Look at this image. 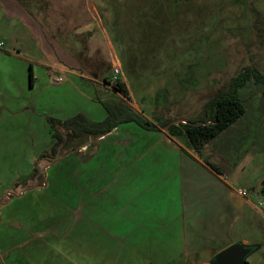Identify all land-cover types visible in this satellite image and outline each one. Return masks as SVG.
<instances>
[{
    "label": "rangeland",
    "instance_id": "1",
    "mask_svg": "<svg viewBox=\"0 0 264 264\" xmlns=\"http://www.w3.org/2000/svg\"><path fill=\"white\" fill-rule=\"evenodd\" d=\"M22 1L30 9L45 10L43 17L46 21L43 24L52 39L59 40L68 53H73L76 48L75 40L82 37L80 42L86 54L81 58L84 70L80 74L86 78L95 76L100 81L94 84L98 98L112 104L125 100L128 105L158 125L168 119L178 123L189 118H203L206 116L204 110L207 101L224 89L231 78L245 67H255L264 73V0ZM129 5L139 6L140 10L128 16ZM90 22L95 34L93 39L89 40L88 35L83 36L85 34L75 35L78 26H86ZM0 35V41L5 43L0 48V89L6 92L5 95L8 91L11 96L21 95L18 101L13 99L14 96L3 95L0 102L3 101V105L10 110L18 109L22 107L23 99L33 98L39 94L40 89L29 90V68L22 59L7 53L12 44L1 32ZM88 53L92 55L88 56ZM117 64L121 65L122 74L119 79L125 84L129 98L115 91L112 84L109 87L104 85L107 84L104 78L112 81L113 68ZM60 80L52 94H40L42 98L35 106V111H48L49 114L53 109L60 108L65 115L88 113L91 109L89 101L92 100L88 92L85 94L75 83L72 85L67 75H60ZM263 91L264 85L254 79L241 88L239 95L243 100L245 113L199 151L193 150L180 138L173 141L167 134V128L159 126L160 131L155 133L162 136L164 141L174 143L173 147L153 145L148 155L143 157L147 162H142L141 167H132L129 169L131 174L122 178L124 182L139 179L138 176L131 175L137 174L136 169L141 168L150 173L147 181H158L159 189L147 192L140 204L131 199L129 209L137 208L141 213H132L127 222L128 226L120 233L117 231V234L133 230L129 233V242H140L137 233L142 234V231L134 226L137 219L143 220L151 216L149 209L157 201H163V205L157 204L162 207L170 199L177 200L178 203L177 197L181 190L177 193L179 172L175 159L178 156L177 151H185L189 157H194L198 167L206 175H218L204 162L208 160L222 169L221 175L229 184L246 190L249 195L244 197L245 200L242 198V205L238 204L236 210L233 209L231 215L226 216L221 203L211 206L210 202H206L207 193L195 189L201 187V184L195 182L193 188L188 186L190 194L186 200L189 201L187 212L190 216L186 224V234L189 242L193 244L187 250L195 247L198 253L188 259L185 256L187 252L183 253V249L179 248V255L166 264H207L212 260L215 249L221 245L242 242L243 239L259 246L247 257L248 264H264V204L259 205L262 210L257 207L264 201ZM92 101L95 110L88 116L93 120H101L106 114L105 109L96 100ZM44 114L40 117L42 121L46 120L47 115ZM115 133L118 136L111 137L113 142L117 139L126 140L127 135L132 142L137 138L130 155L144 154L146 142H149L142 139L144 130L124 127L115 130ZM44 134L42 126L32 129L26 117L3 115L0 119V186L4 187L15 172L28 168V163L32 162L29 158L37 151L36 160L31 166L39 167L37 178L45 182L44 165L54 163L58 158L67 159L71 149L85 152V158L89 159L90 151H95L96 146L98 147V139L84 137L77 140L67 134L55 160L39 159L44 142L49 141L46 144V149H49L54 141L51 132H46L45 140ZM177 146H180L179 150ZM198 159L203 160L205 166ZM66 162L62 164L63 169L68 163ZM14 183L15 181L12 189L7 190L10 196L24 191V188H15ZM136 191V187L130 186L128 193L133 196ZM5 192L4 190V199L1 202L8 198L9 194L5 196ZM143 235L149 237L150 234L143 230ZM164 240L167 241L165 237L162 241ZM148 242L146 239V244ZM86 248L88 247H82L83 250ZM148 248L132 245L128 247V252L131 256L147 254L150 251Z\"/></svg>",
    "mask_w": 264,
    "mask_h": 264
},
{
    "label": "crops",
    "instance_id": "2",
    "mask_svg": "<svg viewBox=\"0 0 264 264\" xmlns=\"http://www.w3.org/2000/svg\"><path fill=\"white\" fill-rule=\"evenodd\" d=\"M45 14L44 9H30V6H26L22 0H0V32L12 44V48L7 53L22 59L29 68V90L40 89L39 94L33 98L23 99L22 107L18 109L10 110L1 101L0 119L3 115L26 117L32 129L36 126L43 127L44 140L46 132L48 134L50 129L46 120L42 121L43 119L40 118L42 113L63 119L83 114L89 120L100 121L88 116L95 110L92 100L98 102L100 99L96 95L95 87L100 81L95 76L86 78L80 74L81 70H84L81 66V58L86 54L80 42L82 37H77L75 40L74 54L70 51L68 53L59 40L52 39L50 36L43 24L46 21L43 17ZM91 25L90 22L86 26H78L75 35L85 34L83 36L88 35L89 40L93 39L95 34ZM0 44L2 48L5 43L1 40ZM91 55L92 53H88V56ZM30 69L33 72V86L30 85ZM60 75H67L72 85L75 83L85 94L86 91L88 92L89 98L92 99L89 101L91 109L88 113L65 115L60 108L53 109L49 114L48 111L41 113L35 111V106L42 98L40 94H52L57 88L56 83L61 82ZM4 93L6 92L0 89V97L11 96L9 91L10 94ZM17 95L18 97L12 95L15 101L21 97ZM106 116L107 112L104 118ZM124 127L144 130L142 139H147L149 142H146L142 156L130 155L133 146L137 143L135 142L137 136L133 142L129 140L131 138L128 135L126 140L112 141V136H118L115 130L124 129ZM139 128L141 127L133 123L120 125L109 134L98 138L96 140L98 147L96 146L95 151L93 149L90 151L89 159L85 158V152L75 151L71 152L67 159L58 160V158L56 162L44 165L46 179L43 186L10 196L7 190L12 189L13 182L32 172L31 165L36 160V154L39 152L37 151L32 158H29L32 162L28 163V168L15 172L4 187L1 185L0 264H109L110 262L112 264H166L179 255V248L183 249V253L187 252L185 256L188 259L198 253L195 247L187 250V247L193 244L189 242L190 239L186 234L188 233L186 224L190 216L187 212L190 205L186 200L190 194L188 186L193 188L195 182L201 184V187L195 189L207 193L206 202H210L211 206L221 203L224 209L223 214L226 216L231 215L230 213L233 209L236 210L238 204L242 205V198L245 200L244 197L249 193L229 184L221 174H216L217 177L206 175L203 169L198 167L194 157H189L184 150L182 153L177 151L178 156L175 159L177 172H179L177 193L181 190L177 197L178 203L177 200L170 199L166 201L165 207H162L157 204H162L163 201H157V204L149 209L151 216L143 220L137 219L134 226H138L142 234L137 233L140 242L131 244L128 236L133 230L117 234V231L120 233L128 226L127 222L132 213L134 215L141 213L138 211L140 209H129L131 199L136 204H140L141 199L147 196V192L157 191L159 186L157 180L148 179L147 181L150 173L141 168L136 169L137 174L131 175V177L138 176L139 179L124 182L122 178L126 174H131L129 169L132 167H141L142 162H147L143 157L145 154L148 155L153 145L161 144L170 148L174 144L164 141L155 131ZM169 138L173 141L177 140L174 137L169 136ZM46 144H49V141L44 142L43 151L46 150ZM182 148L184 149L183 146ZM65 161L68 163L66 162L67 165L63 169L62 164ZM153 161L156 163V160ZM198 162L205 166L203 160L198 159ZM156 178L158 179L157 176ZM130 186L137 188L133 196L128 193ZM4 190L5 196L9 195L5 201L1 202L4 199V196L2 197ZM182 198H184L183 201ZM143 230L150 234L149 237L143 235ZM68 235H75V237ZM163 237L167 241H162ZM146 239L149 240L147 244ZM242 242L252 245L248 239H243ZM132 245L147 246L150 251L147 254L139 253L131 256L128 247ZM83 246L88 248L83 250ZM226 247L228 244L215 249L212 259L217 252ZM211 261L207 264H212Z\"/></svg>",
    "mask_w": 264,
    "mask_h": 264
},
{
    "label": "trees",
    "instance_id": "3",
    "mask_svg": "<svg viewBox=\"0 0 264 264\" xmlns=\"http://www.w3.org/2000/svg\"><path fill=\"white\" fill-rule=\"evenodd\" d=\"M139 10V6L129 5L127 15H134ZM252 79L264 85V73L255 67H245L236 76L231 78L224 89L220 90L207 101L204 110L206 116L200 119L189 118L178 123H174L168 119L158 125L134 107L128 105L125 100L112 104L98 99V102L107 112V116L100 121L89 120L83 114H77L65 119L47 115L46 122L54 141L49 149L40 154L39 159L50 158L52 161L55 160L66 140L67 134L69 137L77 140L84 137L98 139L109 134L120 125L132 123L149 131H160V127L167 128L168 136L180 138L193 150L199 151L206 143L216 138L245 113L246 109L239 95V90L245 87ZM104 82L112 84L111 86L115 91L121 93L125 98H129L128 90L123 81L121 82V79L111 83L107 78H104ZM30 85L33 86L32 69H30ZM71 152H75V150L71 149L69 153ZM204 162L213 171L222 174L221 168L218 165L208 160ZM38 174L39 167L34 165L32 172L28 176H21L15 181L14 187H21L26 191L27 189L40 186L44 180L38 179Z\"/></svg>",
    "mask_w": 264,
    "mask_h": 264
},
{
    "label": "water",
    "instance_id": "4",
    "mask_svg": "<svg viewBox=\"0 0 264 264\" xmlns=\"http://www.w3.org/2000/svg\"><path fill=\"white\" fill-rule=\"evenodd\" d=\"M243 242H237L229 245L218 252L212 259V264H248L247 257L251 252L258 248Z\"/></svg>",
    "mask_w": 264,
    "mask_h": 264
},
{
    "label": "built area",
    "instance_id": "5",
    "mask_svg": "<svg viewBox=\"0 0 264 264\" xmlns=\"http://www.w3.org/2000/svg\"><path fill=\"white\" fill-rule=\"evenodd\" d=\"M0 46H1V44H0ZM121 74H122L121 65L120 64L115 65L113 68L112 81H110V82L114 83V81L116 82L117 80H119V76H121ZM243 193L245 194L246 192L244 191ZM263 204H264V201H261L257 207L260 208L259 205L261 206ZM260 210H262V209L260 208ZM262 212L264 213V210H262Z\"/></svg>",
    "mask_w": 264,
    "mask_h": 264
}]
</instances>
